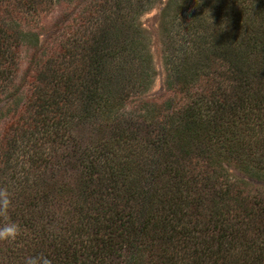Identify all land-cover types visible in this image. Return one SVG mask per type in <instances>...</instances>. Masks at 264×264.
Instances as JSON below:
<instances>
[{
  "label": "trees",
  "instance_id": "16d2710c",
  "mask_svg": "<svg viewBox=\"0 0 264 264\" xmlns=\"http://www.w3.org/2000/svg\"><path fill=\"white\" fill-rule=\"evenodd\" d=\"M60 1L0 0V229H19L0 264H264V197L224 166L264 172V0L183 1L194 29L231 24L164 106L124 91L155 77L126 21L140 0H90L81 32L42 47L33 25Z\"/></svg>",
  "mask_w": 264,
  "mask_h": 264
},
{
  "label": "rangeland",
  "instance_id": "374dc122",
  "mask_svg": "<svg viewBox=\"0 0 264 264\" xmlns=\"http://www.w3.org/2000/svg\"><path fill=\"white\" fill-rule=\"evenodd\" d=\"M91 1L62 0L55 2L48 12L44 13L39 19L37 18L33 29L40 36L41 46L43 47L47 43H51L53 39L61 37L63 31L64 33L67 32V38H71L69 34H72L74 31L81 32L84 29V21H81V17L83 16L81 14L85 8L84 4ZM183 1L185 0H140V8L126 20L133 25L134 32L141 33L135 39L137 43H141L147 50L151 58L150 65H152V69L155 71L153 83L147 92L142 91L141 88L140 90L137 88V77L136 82L125 84V92L137 91L141 93L133 101H156L164 106L165 100L171 93L169 87L178 88L194 73V55H196V51L201 50L199 47H202L203 50L209 45V38L215 33L214 27L225 26V29H228L226 24H231L230 11L225 13L227 19L221 16L219 12H214L213 15L209 14L210 18L208 17L203 20L204 31H200L197 28L194 29L189 16L190 12L187 8L184 10L181 8ZM229 1L234 11L241 14V8L237 3L238 0ZM246 5L250 7L251 2H246ZM246 17L245 15L244 18ZM26 29L27 27L25 26ZM79 37L81 38L80 35ZM128 40L131 41L130 37ZM234 41L237 43L236 40ZM139 45L138 47H140ZM233 55H237V53L233 52ZM25 58L27 57L25 56ZM186 58L189 60H185V64L181 67L180 61L183 62V59ZM195 60L198 63L196 64L198 67L205 62L204 59L197 57ZM178 67L179 69H177ZM201 85L200 82L191 84L192 93L199 94L203 89ZM8 105L9 100H7V97L0 100V146H2L1 139L4 135V124L7 122L5 112L8 109ZM10 151L4 152V157L7 160L11 154ZM225 161L224 166L227 168V172L235 179L241 190L245 191L246 194L250 193L254 196L264 197V172L259 171L255 173L250 169L241 168L239 165L229 162V160ZM14 164L16 165V163ZM261 165L263 166L264 164L261 163Z\"/></svg>",
  "mask_w": 264,
  "mask_h": 264
},
{
  "label": "clouds",
  "instance_id": "9594fccd",
  "mask_svg": "<svg viewBox=\"0 0 264 264\" xmlns=\"http://www.w3.org/2000/svg\"><path fill=\"white\" fill-rule=\"evenodd\" d=\"M9 204V201L6 197L0 200V208L6 209ZM19 232L18 226L14 223L5 226L0 229V239H15ZM26 264H51V262L44 257H30L27 259Z\"/></svg>",
  "mask_w": 264,
  "mask_h": 264
}]
</instances>
